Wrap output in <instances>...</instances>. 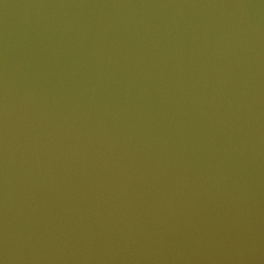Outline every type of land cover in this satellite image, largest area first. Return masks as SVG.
<instances>
[{
  "label": "water",
  "instance_id": "95a60500",
  "mask_svg": "<svg viewBox=\"0 0 264 264\" xmlns=\"http://www.w3.org/2000/svg\"><path fill=\"white\" fill-rule=\"evenodd\" d=\"M0 264H264V0H0Z\"/></svg>",
  "mask_w": 264,
  "mask_h": 264
}]
</instances>
